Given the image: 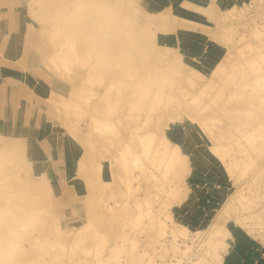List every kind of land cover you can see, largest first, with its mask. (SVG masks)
<instances>
[{
    "label": "rangeland",
    "instance_id": "obj_1",
    "mask_svg": "<svg viewBox=\"0 0 264 264\" xmlns=\"http://www.w3.org/2000/svg\"><path fill=\"white\" fill-rule=\"evenodd\" d=\"M102 3L15 1L30 16L26 58L0 65V264H220L238 230L264 242V0L214 17L227 53L205 76L157 44L194 25L175 2ZM171 124L229 180L198 228L171 214L188 166Z\"/></svg>",
    "mask_w": 264,
    "mask_h": 264
},
{
    "label": "crops",
    "instance_id": "obj_2",
    "mask_svg": "<svg viewBox=\"0 0 264 264\" xmlns=\"http://www.w3.org/2000/svg\"><path fill=\"white\" fill-rule=\"evenodd\" d=\"M15 1L21 0H0V53L2 54H0V65L6 63V58L13 60L19 57L26 58L22 40L29 21L30 15L27 13L29 6L28 4L22 7L18 6ZM169 1L173 4L175 2V8L178 7L174 15H177L179 20L192 22L194 25L175 24L173 30H167L160 34L157 44H166L171 49L178 51L181 60L187 66L196 68L201 75L205 76V74L211 73L227 53L226 45L219 39V36H211L212 26L215 25L214 17L233 8L241 1L249 0ZM183 2L187 8L179 9V5ZM0 71L5 72L2 69ZM30 85L28 87L35 91V83ZM183 129L184 126H182V131H179V128H175L174 124H171L166 131L167 137L172 143L179 145L180 151L186 155L188 161L184 177L186 190L180 199L172 205L171 214L178 224L198 228L208 219L210 209L221 203L226 196L229 180L220 161L207 153L204 147L199 146V144L206 143L205 136L203 137L200 132L194 134L192 137L196 136L198 145L193 148L187 145L190 132ZM73 145L75 151L69 156L66 168L68 170L74 168L72 164L75 158L78 161L82 153L77 144ZM64 161H60V163H64ZM227 251L228 253L225 254L220 264H264V242L250 236L247 231L240 232L238 230L235 241Z\"/></svg>",
    "mask_w": 264,
    "mask_h": 264
},
{
    "label": "bare ground",
    "instance_id": "obj_3",
    "mask_svg": "<svg viewBox=\"0 0 264 264\" xmlns=\"http://www.w3.org/2000/svg\"><path fill=\"white\" fill-rule=\"evenodd\" d=\"M76 1H78V0H76ZM102 2H103V0H101V4H104V3H102ZM59 3H60V4H59V6L57 7L56 10H59V11H60V10L64 9L65 2H59ZM67 8H68V7H67ZM90 25H91V23H90ZM90 25H88V27L91 28V26H92V28H93V25H91V26H90ZM91 30H92V32H93V29H91ZM87 32L91 33L90 31H87ZM103 41H104V40H103ZM104 43H106V42H104ZM145 44H146V43H144V45H143V44H142V45H143L144 47H146ZM107 45H108V44H107ZM127 48H129V47H127ZM117 49H118V48H117ZM130 49H132V48L130 47ZM134 49H135V48H134ZM132 50H133V49H132ZM132 50H130V51H132ZM109 51H110V49H109ZM111 53H112V50H111ZM221 242H222V241H221ZM221 244H222V243H221ZM219 258H220V257H219Z\"/></svg>",
    "mask_w": 264,
    "mask_h": 264
}]
</instances>
